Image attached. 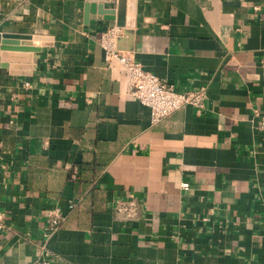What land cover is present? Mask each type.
Returning <instances> with one entry per match:
<instances>
[{
  "label": "crops",
  "instance_id": "1",
  "mask_svg": "<svg viewBox=\"0 0 264 264\" xmlns=\"http://www.w3.org/2000/svg\"><path fill=\"white\" fill-rule=\"evenodd\" d=\"M126 3L120 49L177 90L205 87L200 109L152 122L89 0H0V33L49 38L0 58V264H264V0Z\"/></svg>",
  "mask_w": 264,
  "mask_h": 264
},
{
  "label": "built area",
  "instance_id": "2",
  "mask_svg": "<svg viewBox=\"0 0 264 264\" xmlns=\"http://www.w3.org/2000/svg\"><path fill=\"white\" fill-rule=\"evenodd\" d=\"M120 26H112L102 31L100 45L103 49L105 60L115 58L119 60L129 71V89L131 97L147 105L150 110V120L155 122L170 111L183 104H193L200 109L206 96V88L201 86L196 89L177 90L173 84L161 79L154 72L143 67L142 63L131 51L122 50L116 46V37L120 31ZM259 115V112H255ZM258 126L264 129V116L258 119ZM183 187L188 186V182H182ZM74 205L69 200L67 206ZM117 211L123 212L127 218H133L137 213V205L134 200H126L117 206ZM62 218V211L58 207L50 209L46 221V227L52 229L56 227ZM0 222V227H1ZM48 254V253H47ZM39 264H49L48 260H43Z\"/></svg>",
  "mask_w": 264,
  "mask_h": 264
},
{
  "label": "water",
  "instance_id": "3",
  "mask_svg": "<svg viewBox=\"0 0 264 264\" xmlns=\"http://www.w3.org/2000/svg\"><path fill=\"white\" fill-rule=\"evenodd\" d=\"M90 10L103 15L104 19L113 20L117 26L122 27V32L116 37V46L118 48L132 49L131 45H123L125 37H132L131 28L126 27L130 22L126 20V0H117L115 6H104V3H111V0H89ZM48 37L39 34L24 33H0V58L2 60H25L32 58L31 50L37 49L39 44H48ZM3 65L9 66L11 71L26 73L29 71V64H19L11 62L9 65L3 62ZM20 68V70L18 69Z\"/></svg>",
  "mask_w": 264,
  "mask_h": 264
}]
</instances>
